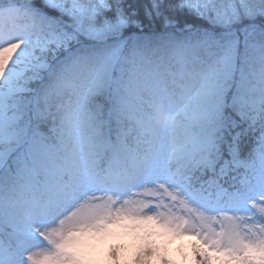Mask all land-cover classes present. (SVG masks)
Segmentation results:
<instances>
[{"label":"snow or ice","instance_id":"1","mask_svg":"<svg viewBox=\"0 0 264 264\" xmlns=\"http://www.w3.org/2000/svg\"><path fill=\"white\" fill-rule=\"evenodd\" d=\"M264 264V0H0V264Z\"/></svg>","mask_w":264,"mask_h":264},{"label":"rangeland","instance_id":"2","mask_svg":"<svg viewBox=\"0 0 264 264\" xmlns=\"http://www.w3.org/2000/svg\"><path fill=\"white\" fill-rule=\"evenodd\" d=\"M195 241L190 236L178 237L170 242L160 239L157 243L164 244L167 248V255L175 264H189L188 255L191 252V245Z\"/></svg>","mask_w":264,"mask_h":264}]
</instances>
